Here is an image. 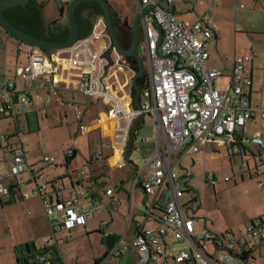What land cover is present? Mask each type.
Listing matches in <instances>:
<instances>
[{"label": "built area", "instance_id": "obj_1", "mask_svg": "<svg viewBox=\"0 0 264 264\" xmlns=\"http://www.w3.org/2000/svg\"><path fill=\"white\" fill-rule=\"evenodd\" d=\"M67 1L61 2L65 4ZM133 2L138 14L154 7L151 9V18L154 21L141 19L139 24L148 63V86L140 93V110L144 116L148 115L153 119V149L143 166L135 168L131 189L126 192L129 201V210L125 217L126 230L121 237L115 239L105 259L99 264H105V260L116 257L120 259L119 264H123L124 258L132 250H138L141 264L160 261L161 264H255L250 258V244L264 241V219L247 222L239 236L231 232L220 236L207 230L196 232L194 218L181 210L179 198L184 191L177 181L174 169L179 165L182 153H200L205 144L214 140L224 141L228 145L229 156L241 154L248 142L247 123L257 114L264 131V106L260 103L252 105V79L246 67L252 62L255 53L234 56L228 81L218 88L215 83L222 75L217 70L206 68L210 59L207 45L218 31L207 15L209 9L192 23H184L177 20L171 12L174 0ZM94 29H98L99 34ZM100 35L106 36L102 18L96 21L89 37L77 40L63 52L67 63L79 71L78 83L74 89L96 103H104L116 122L111 141L104 139L90 161H98L102 146L108 145L117 157L113 164L111 159L112 165L106 163L105 167L123 170L128 166L125 153L132 120L141 111H126L125 108L131 106L130 91H124L123 88L112 90L103 85L102 81L99 82L103 78L105 59L100 58L101 55L92 49L91 42ZM23 48L21 44L18 47L19 53L27 61L18 73L21 86L18 88L11 81L0 84V118L16 121V135L13 138L18 139L11 141L12 137L4 136L0 140V150L6 155L9 165L8 173H0V202L10 196L11 190L17 193L19 200L29 199V195L21 191L24 185L21 176L30 173L31 167L26 159L27 146L21 139L17 117L25 111L31 96L42 97L44 81L52 84V90L56 88V81L52 79L55 71L50 56L47 57L38 48ZM43 99L46 104L51 101L48 94ZM263 101L264 97L261 95L260 102ZM3 142L4 145L1 144ZM71 154L72 150L68 149L64 157ZM40 163L43 168L53 166L56 157L44 154ZM263 165L264 150L260 146L258 157L252 163L253 168L247 162L241 161L240 169L249 174L251 170H257ZM78 174L79 178L84 177L83 171ZM91 180L96 184L94 176H91ZM108 181L103 176L102 183L96 185L100 189L90 193L89 210H83L78 205L79 198L84 195L80 188L75 189L69 185L55 188V191L70 190V203L51 202L47 194L50 186L47 181H43L42 171L34 173L29 182L34 185L32 195L42 201L50 226L61 231L84 226L90 213L103 205L102 195L113 196L115 189L108 186ZM210 182L214 186V178ZM137 187L143 193L142 208L134 203ZM262 187L261 182L258 188ZM146 197H151L149 205L145 203ZM113 202L118 208L120 204L115 199ZM135 210L138 211L140 220L134 219ZM149 218L156 225L147 229L143 225ZM132 226V240L127 241V230ZM50 244L49 239H46L45 249ZM33 264L64 263L45 261L42 256L36 255Z\"/></svg>", "mask_w": 264, "mask_h": 264}, {"label": "crops", "instance_id": "obj_2", "mask_svg": "<svg viewBox=\"0 0 264 264\" xmlns=\"http://www.w3.org/2000/svg\"><path fill=\"white\" fill-rule=\"evenodd\" d=\"M203 1V4L205 6H208L210 8V11L217 8L213 3L218 0H198ZM237 1V0H236ZM260 1V0H259ZM264 1V0H263ZM61 1L58 3H55V6L59 7L61 6ZM135 7V5H134ZM238 8L237 4L235 5V9ZM237 10V9H236ZM171 12L174 14V16L177 18V20L184 22V23H192L196 18L197 15L200 14V7L193 6L189 10H185L184 7H178L176 4V1L174 0V5L171 7ZM45 14V11H44ZM59 14V13H58ZM66 15V11L64 13ZM59 16V15H58ZM64 16V15H63ZM58 19V18H57ZM55 19V20H57ZM52 21V20H51ZM50 21V22H51ZM48 22V21H47ZM140 30V29H139ZM219 30V29H218ZM141 32V30H140ZM97 34H99L97 32ZM221 36V35H220ZM218 35V31L212 39L209 40L207 49L210 54V59L206 63V68L217 70L222 75V70H227L226 76L222 77H229L231 74L232 66H233V57L238 56L235 53L223 63L217 59H214V56H212V52L214 49L216 50L217 44H220L221 37ZM141 39L143 40V35L141 32ZM107 37L105 35H100L98 39L92 40L91 47L92 49L99 55L102 56L104 52L107 51L108 46L105 44V39ZM4 42V41H3ZM5 48L10 44L9 48L15 47V51L17 53V57L15 59V67H14V74L13 76L5 75L2 78H0V83L3 81H11L14 82L16 87L21 86V78L19 77L18 73L22 67H24L27 64L26 58L19 53L18 47L20 44L16 41V43H9L7 40L4 42ZM24 50H29V48H23ZM217 51V50H216ZM49 56L52 60V65L54 69V75L52 76V79L56 81L54 84L56 86L55 89H51L50 85L51 83H48L44 81V86L41 91L42 97L41 98H35L34 96H31L29 98V104L25 107V111L21 113L19 116L24 115L26 117V125H28V132L30 133L31 130L35 131V127L30 128L29 126V118L33 117L35 124L37 126V130L40 129L39 121H51L56 120V115L58 116V122L59 125H66L69 127V117L72 114L73 119L72 123L74 125L75 131L73 132V137L77 136H83L86 138L88 143V149H89V156L88 159L85 158V165L86 170H80L83 171L84 177L79 178V172L77 171V168H70V161L76 158V155L79 150L77 148H71L72 154L67 155L64 157V151L62 152V155L64 157L63 162L54 164L50 167H42L40 163L41 157L44 155V153L38 154L35 151H31L27 147V154L26 159L31 167V172L25 174V178L23 180V187L21 188V191L27 193L29 195L28 200H19L17 198V193L15 191L11 190L10 196L6 199L4 198L0 202V264H17V257H16V250L20 249L19 258H27L26 263L30 264L33 263L34 258L36 255H40L44 258L45 261H54L55 258H59V261H61L64 264H68L65 261L64 256L61 254L60 249L58 246L62 244H66L71 235V231L73 229L83 231L87 236L89 234L95 233L98 237V240L101 245H99V248L95 255H91L87 260L84 261L79 259L78 256L75 257L74 260H70V262H73V264H95L96 262L101 263L106 256L107 249L104 246V240L101 235V232L103 233H112L114 235L115 239H118L123 235V233L126 230V220L125 217L127 213L122 214L118 212V208L120 207V201L118 198V195L122 194V196L126 195L127 189L125 188L126 182L124 177H126L128 173V179L129 177L132 178L135 168L138 167L134 165L130 161V155L136 148V131L138 128H140V125L134 129V139L132 141V145L129 149L128 154V160L131 163H128L127 171L124 172L123 176L115 175L114 173L117 171V169L111 168V167H105V164L108 163L109 165H112L114 161H116L117 154L113 153V149L108 145H103L102 151L99 153L98 161H89V158L92 157L93 154H91L90 150V135L97 134L98 135V143H96V140L93 144H95V153L97 147H100L102 145V142L104 139H107L108 142L111 141V137L113 136V132L116 126V122L114 120V116L109 112L106 105L104 103H96L92 99L88 98L84 94L80 93L79 91L75 90L78 83V74L79 71L72 66H70L67 63L65 52L63 51H51L49 53ZM24 58L25 62L21 63V59ZM105 59L104 66H107L108 60ZM109 61L111 62V65L108 66V68L105 70V74L102 78L103 85H106L110 87L112 90H117L118 88H123L124 91H130L131 92V79L133 75L135 74L133 70H131L126 65L118 64V61L120 58L114 53L111 52L108 56ZM214 60V62L211 63V61ZM209 63H211V66H209ZM252 65L247 64L246 67L249 69L250 77L252 79V105L256 106L260 103V97H261V91L254 88L255 83V74L252 71ZM49 95L51 97V101L46 104L43 97L45 95ZM260 95V97H259ZM255 97V100L253 98ZM140 104V101H139ZM264 106V104H263ZM126 111L131 113L133 111L131 106H127ZM18 116V117H19ZM17 117V124L19 129V120ZM138 116L134 117L132 120V125L135 121V119ZM53 119V120H52ZM16 122V121H14ZM143 123V118L140 121V124ZM261 119L259 115L257 114L253 119H251L247 123V137L248 142L245 144V148L242 149V153L238 155L231 156L233 159L234 166L238 165L236 163V158L239 159V162L244 161L249 163H253L254 160L257 159L260 146L264 150V131L261 129ZM262 132H260V131ZM106 140V141H107ZM12 141V139H11ZM76 145V144H75ZM225 149L226 153L228 154V145L221 140H214L212 142H208L204 145L200 153L188 155L182 153L181 154V160L180 164L185 158V156H200L203 160L205 156L209 155L210 150L215 151V149ZM153 149V146H152ZM151 149V152H152ZM94 152V151H93ZM150 152V153H151ZM94 153V154H95ZM113 159V161L111 160ZM112 161V164H111ZM57 162V157H56ZM240 165V163H239ZM80 167V166H79ZM83 167V166H81ZM251 169L252 166L249 165ZM51 169L50 177L45 174V178L48 183H50V190L47 191V194H49V201L51 202H67L70 203V190H60L55 191V188L62 187L64 185L74 186L75 189H79L81 193H83V197L79 198L78 205L83 210H89L90 201L89 196L91 192H96V190L100 189V187H97L102 183V177L106 176L108 181V186H112L115 191L113 193L112 197H106L102 195V206L97 209L94 212H91L89 217L86 219L84 226H75L71 228L70 230L62 229L61 231H56V228L50 226V221L45 215L44 207L42 204V201L39 197L33 196L32 192L34 189V185L30 183V179L32 175L36 172L45 171L46 169ZM110 169L109 171L107 169ZM103 171V172H101ZM233 172V169L231 170ZM118 172V171H117ZM239 175L243 178V175L240 171V169L237 171ZM257 172V173H256ZM113 173V174H112ZM72 174L74 176H72ZM234 174V173H233ZM250 174V175H249ZM248 177L251 178L252 176L260 177L261 182L263 183L262 188H264V165L257 170H251L249 172ZM24 175V174H23ZM91 176H94L96 178V184L93 183L91 180ZM236 175H233V179ZM116 180V181H115ZM242 180V179H241ZM5 183V181H4ZM5 185H7L5 183ZM27 185H30V187H27ZM97 185V186H96ZM107 186V187H108ZM127 197V196H126ZM183 197V196H182ZM116 200L120 205L118 208L114 206L113 200ZM87 200L88 203L86 206H83L80 201ZM146 205L151 202V197H146L145 199ZM117 211V212H116ZM187 216H189L187 213H185ZM260 219V215L258 216H251L250 218H247L243 221V224L238 227V229H241L247 222ZM109 219V220H107ZM93 222L92 228H87V225L91 222ZM151 220L154 221L152 218L147 219L144 222V228L146 226H150L148 228H152L156 225V222L154 221V224L147 222ZM90 221V222H89ZM19 223L25 224V229L20 230L19 229ZM106 224L104 229H101V226ZM125 225L124 229H122V225ZM147 228V229H148ZM123 230V233L121 234ZM203 230H207L208 232L215 234L217 236L226 234L231 232L232 234L234 230H232L230 227H224V228H213L210 224L207 223L203 224V229L198 228V232H201ZM133 231L134 226L130 227L127 230L126 239L127 241H131L133 237ZM196 231V230H195ZM241 231V230H240ZM46 239H49L50 245L49 247H44V242ZM26 246H29L30 251L25 250ZM251 247V256L250 258L255 261V264L257 262V258H255V255L253 252L256 251V249L260 253V257L262 256V250L264 249V241H260L258 243H252L250 244ZM132 252H137L138 250H132L125 258L124 263L126 264L130 259V254ZM139 254V253H138ZM57 260V259H56ZM120 259L119 258H110L105 260V264H119ZM157 263V262H155ZM153 264V263H152ZM158 264H161V261L158 262ZM260 264H264L260 263Z\"/></svg>", "mask_w": 264, "mask_h": 264}, {"label": "rangeland", "instance_id": "obj_3", "mask_svg": "<svg viewBox=\"0 0 264 264\" xmlns=\"http://www.w3.org/2000/svg\"><path fill=\"white\" fill-rule=\"evenodd\" d=\"M45 3L44 11L46 21L50 22L59 18L58 11L55 3L64 0H39ZM178 7H184L185 10H189L193 6L200 7V14L207 11L209 19L217 26L218 35L221 37L220 44H217V51L214 49L212 56L214 59L220 60L223 63L227 61L234 53L238 56L250 55L255 53L252 58V71L255 74L254 88L261 91V95L264 97V1L263 0H218L213 3L217 8L210 11L208 6L203 4V1L198 0H175ZM109 6L113 9L115 14L120 20H130V23L134 16V2L133 0H107ZM163 4L164 2L161 1ZM61 4V3H60ZM237 7L235 9V5ZM197 15V17L199 16ZM62 23H67L66 15L61 18ZM98 29H94V32H98ZM9 43H16V40L0 31V78L5 75L14 74L15 59L17 53L15 47L9 48L10 44L5 48V41ZM4 41V42H3ZM105 44L109 47L110 40L107 37ZM24 48H30L23 45ZM137 55L142 60L144 73H148V63L146 58V49L143 40L138 41L136 49ZM21 63L25 62L24 58H20ZM214 60L211 61V63ZM209 63V66H211ZM213 64V63H212ZM228 70V69H227ZM227 70H222V76H226ZM228 77H221L216 81V87L220 88L227 83ZM260 97V95H259ZM261 99V97H260ZM255 100V97L253 98ZM260 104H264L260 102ZM58 118V116L56 115ZM51 121H39V128L33 117L29 118L30 128H34L29 133L28 125H26V117L21 115L19 120V131L21 132V139L24 144L31 151H35L38 154L44 153L54 155L57 157V162H63L62 152L77 148L78 153L76 158L70 161V168H77V171L86 170L85 158L88 159L89 149L88 143L85 137L77 136L73 137L75 131L73 125V115H70L69 127L62 124L59 125L58 119ZM154 123L150 116L143 117V123L140 124V128L136 131V148L130 155V161L141 168L147 158L150 156L152 149L151 140L154 138ZM260 131V130H259ZM261 132V131H260ZM262 133V132H261ZM16 135V125L13 119H0V140L4 136L10 138ZM90 150L92 157H95V144L98 143V135H90ZM18 140L13 138L12 141ZM4 145V142L1 143ZM76 144V145H75ZM1 145V147H2ZM94 151V152H93ZM95 153V154H94ZM6 155L0 150V173H8L9 165L6 162ZM90 161V158H89ZM91 162V161H90ZM238 165L234 166L233 159L229 156L225 149L210 150L209 155L205 156L202 160L200 156H185L181 164L175 166V173L177 175V181L184 191L183 197L179 198L181 210L187 213L195 220V230L198 232V228L203 229V224H210L213 228L230 227L233 231V235L239 236L241 229H238L243 224V221L251 216H258L264 219V188L258 189V184L261 183L260 177H248L247 171H242L239 165V159L236 158ZM252 166L251 163H249ZM80 166V167H79ZM83 166V167H81ZM233 169V172L231 171ZM240 169L243 178L237 172ZM110 170L109 168L107 169ZM118 171V172H117ZM114 174L123 176L127 168L123 170H117ZM103 172V171H101ZM236 175L233 179V175ZM45 174L50 177L51 169L43 171V181H47ZM113 174V173H112ZM25 174L21 176L24 179ZM72 176H74L72 174ZM124 177L127 191H130L132 186V179ZM214 178L215 184L211 185L210 179ZM229 179V180H226ZM242 179V180H241ZM116 181V180H115ZM67 186V185H64ZM30 187V185H27ZM50 190V188H48ZM134 196V203L143 207L142 199L143 193L140 188H136ZM120 201V207L118 212L125 214L129 210V201L126 195H118ZM83 206H86L88 201H80ZM141 208H139L141 210ZM117 212V211H116ZM137 215V216H135ZM134 219L140 220L138 211L134 212ZM258 219V218H257ZM109 220V219H107ZM91 221V220H90ZM89 221V222H90ZM148 224H154V221L149 220ZM93 222L91 221L87 228H92ZM125 225H122L124 229ZM150 226H146L148 228ZM19 229L24 230L25 224L19 223ZM123 233V230L121 234ZM127 240V239H126ZM100 242L95 233L88 236L79 231L73 229L71 231L70 239L66 244H62L59 247L61 254L64 256L65 261L68 264H73L70 260H74L78 256L81 260H87L91 255H95ZM255 258H257L256 264L264 262V249L262 250V256L260 257L259 251L256 249L253 252ZM125 264V263H123ZM126 264H141L140 257L137 252L130 254V259ZM153 264H158L153 263Z\"/></svg>", "mask_w": 264, "mask_h": 264}, {"label": "water", "instance_id": "obj_4", "mask_svg": "<svg viewBox=\"0 0 264 264\" xmlns=\"http://www.w3.org/2000/svg\"><path fill=\"white\" fill-rule=\"evenodd\" d=\"M28 2H29V0H0V28L7 35L12 37L16 41H19V42L26 44V45H29V46L36 47V48L44 51V53L47 55V57H49V53L51 51L66 50V49L70 48L78 40L79 31H78V27H77L75 15H74L76 7L83 2H94V3L98 4L101 11H102V20H103L105 32L107 33V37L110 40V45H109L107 51L104 52L102 54V56L100 57V58L105 57L108 60L107 66L103 67L102 77L105 74V70L108 68L109 65H111V62L109 61V58H108V56L110 55L111 52H114L120 58V60L118 61V64L126 65L133 71H134V69L129 64L122 61L121 58H126V57L135 58L137 61L138 70L136 72L134 71L135 74L133 75V77L131 79V89L133 88V90H134V94L132 93V90H131V107H132L133 111H137V110L141 109V106L139 104L140 88L136 84L137 79L144 76V69H143V65H142V60L136 53L138 41L142 38L141 32L139 30V24H140L141 19H147V18L152 19L151 18V9L154 7L150 8L149 10L143 11L141 14L136 15V17L134 18V20L132 22V26L130 29L131 30L130 46L128 49H122L120 44H119L118 35L116 33V30H115V27L113 24L115 16L117 17V15L113 11V9L109 6L107 0H71L68 3L67 9H66L68 36H67V39L61 43L50 42V41L42 40V39L36 38L34 36L28 35V34L22 32L21 30L17 29L16 27H14L6 19L5 15H4L5 10H9V9H12L14 7H17V6L25 7ZM111 10L113 11V14L115 16L112 14ZM99 82H101V79ZM143 117H144V115L142 114V111H141V114L135 119V121L131 127V130L129 132V135H128L127 151L125 153V159L128 163H130L128 160V154H129V149L132 145V141L134 139V129L136 128L137 124L140 125V121ZM101 235H102L103 240H104V246L109 251L112 248L114 241H115L114 235L112 233H103V232H101Z\"/></svg>", "mask_w": 264, "mask_h": 264}, {"label": "trees", "instance_id": "obj_5", "mask_svg": "<svg viewBox=\"0 0 264 264\" xmlns=\"http://www.w3.org/2000/svg\"><path fill=\"white\" fill-rule=\"evenodd\" d=\"M44 4L45 3L40 2L38 0H29V2L26 4L25 7L17 6L12 9L5 10L4 15L6 19L14 27H16L17 29L21 30L22 32L28 35L55 43L64 42L68 36V27H67V23L65 24L62 23L61 18L63 17L66 11L67 3H65L64 6L56 7L59 13V18L57 20H52L51 22L46 21L44 14V6H45ZM74 15L79 31L78 40H80L90 36L96 21L99 18H102V11L99 5L94 2H83L76 7ZM113 24L116 33L118 35V40L121 48L128 49L131 42V30L122 27V25H120L116 19H114ZM1 30L2 29L0 28V31ZM17 42L18 44L29 46L19 41ZM29 47L32 49L36 48L33 46H29ZM121 60L129 64L134 69L135 72L138 70L137 61L135 58L126 57V58H121ZM7 82L9 81H3L0 84ZM136 84L140 88V93L142 92L143 89L147 88L148 86L147 73H144L143 77L138 78ZM131 90L132 93L134 94L133 88ZM0 119H7V118H0ZM138 126L139 124H137L136 127ZM48 185L51 186L50 183H48ZM20 249L16 250L17 264H27L26 263L27 258H19ZM25 250L30 251L29 246H26ZM108 252L109 251H107L106 255L108 254ZM54 261L55 262L59 261V258H55ZM95 264H98V262H96Z\"/></svg>", "mask_w": 264, "mask_h": 264}, {"label": "flooded vegetation", "instance_id": "obj_6", "mask_svg": "<svg viewBox=\"0 0 264 264\" xmlns=\"http://www.w3.org/2000/svg\"><path fill=\"white\" fill-rule=\"evenodd\" d=\"M39 1V0H38ZM71 0H68L67 1V5H68V3L70 2ZM65 4L64 3H61V6H64ZM60 7V6H59ZM67 9V8H66ZM111 9V8H110ZM111 12H112V14H113V11L111 10ZM133 13H134V16H133V19H132V21H131V23H130V20H127V19H124V20H120L119 18H117L114 14V16H115V19L119 22V24L120 25H122V27H124V28H127V29H131V26H132V22H133V20H134V18L136 17V15L138 14L137 13V9L134 7V11H133ZM3 31V30H2ZM4 32V31H3Z\"/></svg>", "mask_w": 264, "mask_h": 264}]
</instances>
